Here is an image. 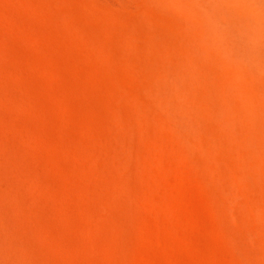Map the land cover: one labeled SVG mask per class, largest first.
I'll return each instance as SVG.
<instances>
[{
	"label": "rangeland",
	"instance_id": "374dc122",
	"mask_svg": "<svg viewBox=\"0 0 264 264\" xmlns=\"http://www.w3.org/2000/svg\"><path fill=\"white\" fill-rule=\"evenodd\" d=\"M186 1L0 0V264H264V75Z\"/></svg>",
	"mask_w": 264,
	"mask_h": 264
},
{
	"label": "bare ground",
	"instance_id": "6f19581e",
	"mask_svg": "<svg viewBox=\"0 0 264 264\" xmlns=\"http://www.w3.org/2000/svg\"><path fill=\"white\" fill-rule=\"evenodd\" d=\"M171 3L172 2H179L182 0H170ZM157 2H159V0H157ZM186 2H188L189 6L195 10L199 16L201 17V19L203 20L201 24H198L199 27L198 29V42H200V46L201 44L206 47V51L209 49H213L214 52L218 53V51H221V53L224 54V60H225V65L226 63L228 64L227 66H230V64L228 62H232L234 64V69L236 68V70L238 71V73L240 75H243L245 73L249 74L250 78L252 79V82L254 80H258V78L256 77L255 74H257L259 76V74L264 75V5L263 2L261 3V1L259 0H187ZM162 3V2H160ZM183 3V2H182ZM166 4V3H165ZM171 5V4H170ZM173 5V4H172ZM176 5V3H175ZM183 6V5H182ZM173 8V7H172ZM188 9V8H187ZM170 10V9H169ZM172 10V9H171ZM190 10V9H188ZM218 14L221 16V20H220V24H218ZM200 19V20H201ZM219 25V26H218ZM197 27V25L195 26ZM247 28H251L252 31L255 34V43L251 46V47H247L245 45V40L246 37L244 36L243 32L244 29ZM191 29V28H190ZM194 29V30H195ZM184 32V31H183ZM191 33V32H190ZM196 33V32H195ZM211 33H215L216 36L218 37L215 40H210L207 37L211 34ZM191 36V35H189ZM194 42V40H193ZM202 47V46H201ZM200 47V48H201ZM198 48V47H197ZM205 49V48H204ZM203 50V49H202ZM209 51V50H208ZM207 51V52H208ZM203 52V51H202ZM190 53V52H189ZM215 53V54H216ZM209 54V53H208ZM214 54V53H213ZM219 54V53H218ZM223 54H221L220 56H222ZM212 55V54H211ZM206 56V55H205ZM216 56V55H215ZM227 58H226V57ZM216 58V57H215ZM221 58V57H220ZM189 59V58H188ZM196 59V58H195ZM223 59V58H222ZM221 59V62H222ZM229 59L230 61L226 62V60ZM190 60V59H189ZM192 60V59H191ZM202 61V60H201ZM218 61V60H217ZM220 61V60H219ZM223 63V62H222ZM203 64V63H202ZM218 64V63H217ZM224 65V64H223ZM222 65V66H223ZM172 67V65H170ZM221 66V64H220ZM225 66V67H227ZM193 67V66H192ZM224 67V66H223ZM224 67V68H225ZM233 67V66H232ZM244 67V68H243ZM222 68V67H221ZM228 68V67H227ZM242 69H247L248 73L244 72V70H242V72H239ZM161 69V68H160ZM178 69V68H177ZM184 69V68H183ZM193 70V69H192ZM166 71V70H165ZM181 71V70H180ZM205 71V70H204ZM246 71V70H245ZM193 72H196L193 71ZM208 72V71H207ZM226 74V70L224 71ZM228 72V71H227ZM259 73V74H258ZM169 74V73H168ZM235 74V73H234ZM188 75V74H186ZM232 75V74H231ZM160 76V75H159ZM194 76V75H193ZM206 76V75H205ZM204 76V77H205ZM230 76V75H229ZM234 76V75H232ZM247 76V75H246ZM255 76V77H254ZM167 77V75H166ZM197 77V76H196ZM210 77V76H209ZM231 77V76H230ZM243 78V76H241ZM256 78L253 80V78ZM260 78L262 76H259ZM264 77V76H263ZM263 77L262 79L259 80V84L262 85L263 83ZM206 78V77H205ZM234 78V77H233ZM248 78V77H246ZM249 79V78H248ZM193 80V79H192ZM250 80V79H249ZM203 81V80H202ZM225 81L226 78H225ZM241 81V80H240ZM242 81H246L244 79H242ZM247 82V81H246ZM246 82H243V84H245ZM257 82L255 84H257ZM225 83V82H224ZM223 83V84H224ZM241 83V82H240ZM254 83V82H253ZM189 84V83H188ZM201 84V83H200ZM242 84V85H243ZM249 84H251V82L249 81V83H247L246 85L249 87H251ZM177 85V83H176ZM182 85V84H181ZM203 85V84H202ZM207 85V84H206ZM241 85V84H240ZM244 85V86H246ZM254 85V84H253ZM258 85V84H257ZM256 85V86H257ZM264 85V83H263ZM263 85H262V89H263ZM227 85H223L222 87H225ZM238 86V85H237ZM256 86L254 85V88H256ZM228 88V87H226ZM224 88V90L226 89ZM238 88V87H235ZM260 88V92L258 89V94L261 93V86ZM214 89V88H213ZM245 91L247 90V94L251 90L250 88L247 89L246 87L243 88ZM160 90V89H159ZM229 90V89H228ZM155 91V90H154ZM179 91V90H178ZM227 91V90H225ZM239 91V90H237ZM236 91V92H237ZM242 91V89L240 90ZM239 91V93H240ZM255 91V90H254ZM253 91V92H254ZM263 91V90H262ZM235 92V93H236ZM243 92V91H242ZM264 92V91H263ZM261 93L260 96V100L262 103L261 107H255L253 105H251L250 107V113L253 116L256 117H260V118H264V93ZM212 93V92H211ZM251 94H253L252 92H249ZM255 95L253 94V98H255V96L257 95V92H254ZM207 94V93H206ZM243 94V93H242ZM241 94V95H242ZM247 94H243L246 95ZM176 95V94H175ZM223 95V93H222ZM240 95V94H239ZM240 95V96H241ZM242 95V96H243ZM211 96V95H210ZM232 96V95H231ZM241 96V97H242ZM245 96V97H246ZM251 96V97H252ZM258 96V95H257ZM256 96V97H257ZM250 97V98H251ZM239 98V96H238ZM250 98H248L247 100H249ZM249 101V103H251L252 99ZM190 99V98H189ZM216 99V98H215ZM239 100H243L242 98ZM259 97L257 99V101H260ZM189 101V100H188ZM245 103L246 100L244 99ZM244 101H242L244 103ZM185 102V101H184ZM215 102V101H214ZM228 102V101H227ZM241 102V104H242ZM258 103V102H257ZM180 104V101H179ZM214 104V103H213ZM247 104V103H246ZM255 104V101L254 103ZM175 105V104H174ZM249 105V104H247ZM258 106V104H256ZM218 106V105H217ZM260 106V104H259ZM182 107V106H181ZM247 107V106H246ZM188 108V107H187ZM186 108V109H187ZM192 108V107H190ZM245 109V107H243ZM197 110V109H196ZM246 110H249L246 108ZM184 111V110H183ZM214 111V110H213ZM196 112V111H195ZM248 112V113H249ZM181 114V113H180ZM188 114V113H186ZM185 114V115H186ZM190 117V116H189ZM216 118V117H215ZM214 118V119H215ZM179 119V118H178ZM256 119V118H255ZM257 120V119H256ZM159 122V121H158ZM177 122V121H176ZM156 123V122H155ZM181 123H182V119H181ZM180 123V124H181ZM160 124V123H159ZM190 124V123H189ZM224 125V123H223ZM171 126V125H169ZM168 126V127H169ZM184 126V125H183ZM182 126V127H183ZM192 126V125H191ZM253 126V125H252ZM173 127V126H172ZM180 128V127H179ZM189 128V127H188ZM160 129V128H159ZM167 129V128H166ZM257 129V128H256ZM255 129V130H256ZM198 130V129H197ZM248 130V129H247ZM176 131V129H175ZM193 131V130H192ZM195 131V130H194ZM203 131V130H202ZM257 131V132H256ZM256 133H251L253 136H251L252 138L250 139V144L249 147L252 148L255 152H257L259 150L260 153H262L264 150V122L262 124H260L258 126V130H256ZM190 132V131H189ZM209 133V132H208ZM239 133V132H238ZM179 134V133H178ZM195 135V134H194ZM212 135V134H211ZM185 136V135H184ZM226 136V135H225ZM196 137V136H195ZM185 138V137H184ZM183 139V138H182ZM210 139V138H209ZM219 139V138H218ZM177 140V139H176ZM199 140V139H198ZM184 142V141H183ZM200 142V141H199ZM215 142V141H214ZM188 143V142H186ZM191 143V142H190ZM199 145V144H198ZM209 146V145H208ZM262 148V149H261ZM213 149V148H212ZM253 150H251L253 152ZM262 150V152H261ZM201 153V152H200ZM254 154V153H253ZM252 154V155H253ZM258 156V155H257ZM255 156V160H258V157ZM260 156L262 157V155L260 154ZM259 156V159L261 160V157ZM254 160V161H255ZM258 161L255 163L256 165ZM255 167L257 168L258 166ZM253 166V165H252ZM255 168V170H256ZM259 168V167H258ZM258 171V169H257ZM256 172V171H255ZM256 201V197L253 199ZM255 203V202H254ZM253 203V211L256 214V217L258 216L260 219H262V217L260 216V212H257V208H256V204ZM255 216V215H254ZM257 217V218H258Z\"/></svg>",
	"mask_w": 264,
	"mask_h": 264
},
{
	"label": "clouds",
	"instance_id": "9594fccd",
	"mask_svg": "<svg viewBox=\"0 0 264 264\" xmlns=\"http://www.w3.org/2000/svg\"><path fill=\"white\" fill-rule=\"evenodd\" d=\"M243 34L246 37L245 45L247 47H251L255 43V34H254V32L252 31L251 28H247V29H244ZM207 38L210 39V40H215L218 37L216 36L215 33H211Z\"/></svg>",
	"mask_w": 264,
	"mask_h": 264
}]
</instances>
